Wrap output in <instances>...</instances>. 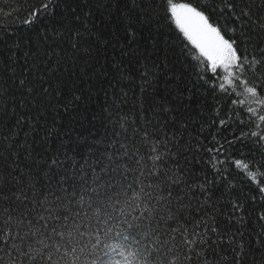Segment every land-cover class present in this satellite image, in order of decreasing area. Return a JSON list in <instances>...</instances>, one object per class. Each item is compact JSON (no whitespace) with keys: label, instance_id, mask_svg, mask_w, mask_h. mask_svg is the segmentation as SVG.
Here are the masks:
<instances>
[{"label":"snow or ice","instance_id":"snow-or-ice-1","mask_svg":"<svg viewBox=\"0 0 264 264\" xmlns=\"http://www.w3.org/2000/svg\"><path fill=\"white\" fill-rule=\"evenodd\" d=\"M27 8V35L0 25V183L49 176L78 153L123 162L131 141L169 202L159 264L170 252L183 264H264V0H27ZM101 44L113 55L102 68L104 103L88 117L104 131L90 139L57 120L81 95H65L52 76L66 53L87 61ZM202 94L217 102L207 105L211 117L199 111ZM238 96L259 108L237 109Z\"/></svg>","mask_w":264,"mask_h":264},{"label":"trees","instance_id":"trees-1","mask_svg":"<svg viewBox=\"0 0 264 264\" xmlns=\"http://www.w3.org/2000/svg\"><path fill=\"white\" fill-rule=\"evenodd\" d=\"M192 2L196 4L198 0ZM0 9H3L0 25L16 27L17 35H27V29L21 27L28 10L27 0H0ZM109 27L113 25L108 24L105 30ZM56 51L59 53L60 49ZM65 55L52 76V83L65 95L79 89L76 94L81 95V101L75 111L66 117L58 116L57 120H62L66 129L79 128L91 139L90 132L102 134L104 131L99 120L90 125L88 117L92 109L99 112L104 103L107 84L101 83L102 68L113 53L111 49L105 52L101 44L99 54L93 47L87 61L77 60L70 52ZM236 100L237 109L259 108L250 98L238 96ZM216 103L202 94L199 111L211 117L214 112L207 105L214 108ZM228 104L226 98L219 101L222 108ZM224 115L222 111L221 117ZM128 144V158L123 162L102 158L114 157V153H78L77 158L83 155L82 159L49 176H33L15 186L0 183V262L159 264L161 256L156 249L161 246L166 225L171 220L169 202L161 192L162 181L156 182L155 170L147 162H137L131 155L132 142ZM233 151L248 152L249 149L237 147ZM172 167L176 169V165ZM30 184L34 187H28ZM173 257L176 264H183L175 252L168 253L163 264H168Z\"/></svg>","mask_w":264,"mask_h":264}]
</instances>
